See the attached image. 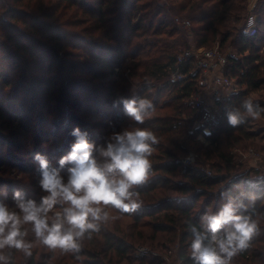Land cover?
Wrapping results in <instances>:
<instances>
[{
    "label": "trees",
    "instance_id": "trees-1",
    "mask_svg": "<svg viewBox=\"0 0 264 264\" xmlns=\"http://www.w3.org/2000/svg\"><path fill=\"white\" fill-rule=\"evenodd\" d=\"M91 1L0 0V64L6 62V68L16 70L14 74L21 71L18 79L28 86L27 90L37 83L43 99L33 98L31 112L41 126L54 119L56 127L53 132L36 136L38 147L49 144L46 156L58 161L56 169L65 181L72 165L61 168L59 157L67 155L76 142L70 127L84 129L81 132L95 146L94 156L114 133L137 127L153 130L159 143L153 146L155 151L150 157L152 173L147 185L137 189L144 203L135 213L121 215L100 234L85 240L79 254H65L59 249L53 252L35 242L29 231L28 239L35 242L33 256L26 260L22 253L7 250L14 264H164L134 259L131 251L135 245L147 242L176 240L191 249V227L206 231L202 216L206 212L216 214L230 197L248 206L247 210L239 209L238 214L251 215L260 229L251 247L233 257L231 264H264V175L260 179L249 177L248 173L237 175L236 167L240 166L234 164L229 151L254 136L245 132V124L232 127L227 119L228 113L235 110L241 115L246 113L242 103L248 93L264 92V0L255 1L252 13L256 28L249 36L240 34L248 17L247 0ZM176 20L187 21L190 27L182 28ZM24 30L37 37L26 38ZM215 44L220 49L230 46L237 54L223 70L237 90L227 100L216 101L223 110L220 124L211 127L210 135H203L208 142L203 147L195 141L203 126L196 128L194 134L189 133L190 125L199 118L191 98L202 94L200 77L188 75L176 83H171L170 77L176 70L178 55L192 46L211 48ZM53 67H57L54 72ZM191 69L189 62L180 71L185 75ZM1 76L0 96H5L3 89L10 87L12 80L5 79L4 72ZM122 98L148 99L155 110L143 124H138L126 115L119 102ZM70 108L93 122H77L70 116ZM9 109L4 110L5 115L0 110V118L23 125L15 110ZM106 120L114 125V131L107 129ZM96 129L101 130L95 134ZM55 135L60 139L53 140ZM188 148L200 157L196 164L206 165L218 158L220 165H213L210 176L199 167L183 168L181 158ZM34 149L38 150L36 146ZM16 155L21 157L20 152L14 154L5 149L0 135V202L19 211L14 190L35 194L32 187H40L41 172L40 168L24 171L17 164ZM13 167L17 176L24 173L36 178V185L28 184L26 179L7 181L4 172ZM220 191L226 194L221 197ZM25 199L37 203L41 200ZM112 215H116L115 210ZM230 230L231 225L225 226L217 235ZM207 235L211 238L212 234ZM180 258L184 264H195L194 258L183 253Z\"/></svg>",
    "mask_w": 264,
    "mask_h": 264
},
{
    "label": "clouds",
    "instance_id": "clouds-1",
    "mask_svg": "<svg viewBox=\"0 0 264 264\" xmlns=\"http://www.w3.org/2000/svg\"><path fill=\"white\" fill-rule=\"evenodd\" d=\"M119 102L126 115L138 124H143L155 110L148 99L122 98ZM242 107L248 117L259 118L264 113V108L252 99H245ZM247 118L239 110L229 112L227 117L232 127L245 124ZM71 134L76 142L59 160L61 168L72 165L66 181L58 169L50 168L48 159L37 153L34 159L41 171L40 187L47 195L37 203L14 190L19 211L0 202V264H14L7 250L22 253L26 260L31 258L35 242L53 252L59 249L65 254H79L85 240L100 234L121 215L133 214L143 206L137 189L150 180V157L155 151L153 146L159 143L155 132L137 127L114 133L105 147L97 149L98 156L93 155L95 146L80 128H74ZM225 194L219 192L221 197ZM247 207L230 197L216 214L206 212L202 216L206 231L191 227L190 247L195 264H231L233 257L251 247L260 229L251 215L238 214L239 209ZM113 210L116 215H112ZM228 225L232 230L217 235ZM29 231L35 242L28 239Z\"/></svg>",
    "mask_w": 264,
    "mask_h": 264
},
{
    "label": "rangeland",
    "instance_id": "rangeland-1",
    "mask_svg": "<svg viewBox=\"0 0 264 264\" xmlns=\"http://www.w3.org/2000/svg\"><path fill=\"white\" fill-rule=\"evenodd\" d=\"M255 1L256 0H247L248 13H249V10H251L252 12V9L255 5ZM88 2L91 3L92 1L88 0ZM76 31H78V29ZM28 32L29 31L24 30V34H25L24 36L26 38L27 37L29 38V36H31L32 38L37 37L36 35L32 33H28ZM23 42L29 44L27 40H23ZM48 46L51 47L52 45L48 43ZM228 48H230V46H228ZM226 49L227 47H224L221 50L224 52ZM232 51L234 50L232 49ZM68 61L71 63H74L76 62V59H68ZM0 68H2L0 70V77H2L1 74H3L4 72V78L7 79L10 77V79L12 80L10 87L3 89L4 90L3 94L6 97L0 96V110H2V115L6 114L4 110H10L9 108H11V110L13 111L15 110L14 112L15 115L19 117L22 123H24L23 125L17 126L16 124H13L12 122L7 121L4 118H0V135L5 140V149L10 150L14 154H17L19 152L21 153V157L16 155L17 164L21 165L24 168L23 169L24 171H29L32 168H34L35 170L40 168L39 162L34 159L37 153H39L40 155L48 159L50 168H57L58 161H53L49 156H46L47 153L45 151L46 150L49 151V147H50L49 144L38 147L39 141L36 137V136L39 137L41 132H43V136L46 131L53 132V130L56 128L53 125L55 123L53 122L54 119H49L47 126L44 127L40 125V120H38L37 117L34 115V113L31 112V109L33 107L32 106L33 98L35 100L43 99L41 98L42 97L41 94L43 92H41L40 94L41 97H40L39 92H38L39 89L36 86L37 83L34 84L33 88H31L30 91L27 90L28 86L22 85L21 80L18 79V75L21 71L17 70V73L14 74L16 70L6 68V62L4 64H0ZM56 68L57 67L55 68L53 67L52 72H54ZM13 76L15 77L12 78ZM21 76H22V73H21ZM52 77H53V74H52ZM54 81L56 80L54 79ZM224 94H225L224 91H220V90L216 91L217 97L224 96ZM215 96H212V94L211 96L207 95L204 101L206 102L207 105L212 106V109L214 108L215 112L220 115L223 113V110L219 104L214 103L215 99L217 98ZM245 99H252L254 103L258 102L259 104L264 105V92L263 91L250 92L246 95ZM37 108L39 110H42L40 106H37ZM69 110L71 112L70 116L73 117L74 120H76L77 122L78 121L79 122H85V121L90 122L91 119L86 117L80 111L76 109H71V108ZM243 116L247 118L248 114L244 113ZM91 122L93 121L91 120ZM105 122H106L108 130L110 131L115 130L114 125L111 124L109 120H106ZM219 124L220 122H218L217 120L212 124V126L217 127ZM199 127L201 126L198 123V120L196 119V121H194L190 125L189 133L194 134V130H196V128H199ZM61 129L64 132L66 130L65 125H63V128ZM69 129L73 130V128L71 127ZM80 130H84V129L80 127ZM100 130L101 129H96L94 133L96 134L97 132H100ZM245 132H248L250 135L254 136V139L248 140L246 142H242L238 146L230 149L229 151L230 156L234 159V162H235L234 164H236L237 166H240L239 169L238 167H236L238 173L237 172L235 173H237V175L240 173H245V174L248 173L249 177H252L254 179H260L264 175V114L260 115L259 118L248 117L245 123ZM28 135L32 137V139L30 137H26ZM201 135L202 133L197 137L194 136L195 141L201 144L203 147H205L208 145V142ZM59 137L60 136L55 135L53 140ZM35 146L38 148V150L34 149ZM250 149L253 150L256 153V155L260 157L258 162H255V160L252 157H247V158L243 157V155L246 154L247 151ZM188 152L194 153V151L191 150L190 148L187 149V153ZM194 154L197 156L194 163L186 167L192 166L194 169L199 167L200 170L203 169L204 171H208L211 174L212 168H214L213 165L214 166L220 165V161L218 158L212 159V163H207L206 165H203L201 163L198 165L196 164V162L199 161L200 157L196 154V152ZM5 156H7L6 153H5ZM62 157H59V158H62ZM182 159L183 158H181V160ZM65 166H68V165H65ZM252 171L255 173H252ZM4 173H5L7 181H10V182H12L13 180L21 181L22 179H26L27 180L26 182H28V184H33V185H36V183L38 182L36 181L37 180L36 178H32L30 175H26L24 173L17 176L16 174H19V173H17V169H14V167L11 169H8L7 172L5 171ZM40 178H41V173L39 177V184H40ZM10 185H12V183ZM9 188L11 189L10 186ZM32 188L34 189L36 193L31 194V195H26L24 194V192H22L24 194V198H30V197L42 198L44 195H47V193H45L41 189V187L33 186ZM3 190L4 192H6V188H3ZM145 234H146V231H145ZM149 235H150V231H149ZM142 250H144L143 253H142ZM181 253L186 255V257L188 258H193L191 254V249L186 246L179 245V241L176 240L175 243L147 242L145 245H135L131 251V256L134 259L144 258L146 262H151L152 260H155V261H161L164 264H184L180 258Z\"/></svg>",
    "mask_w": 264,
    "mask_h": 264
},
{
    "label": "built area",
    "instance_id": "built-area-1",
    "mask_svg": "<svg viewBox=\"0 0 264 264\" xmlns=\"http://www.w3.org/2000/svg\"><path fill=\"white\" fill-rule=\"evenodd\" d=\"M251 19L252 23L249 24ZM177 24L182 28L188 29L190 27L189 22L176 20ZM256 28V17L249 10L248 17L240 29V34L242 36H249L255 32ZM232 47L228 48L223 52L218 44H215L211 48H196L192 46L190 50L183 52L178 55L175 62L176 70L171 74L170 82L176 83L179 80H183L188 75L192 76L198 74L200 77V85L202 87V94L200 96L192 97V108L198 114V123L202 128L203 135H210L212 124L221 119V114H217L212 106H209L204 101L206 96H215L216 91H224V96L217 97L215 100H227L231 94L236 92L235 84L232 80L224 75L223 70L227 65L229 59H236L237 54L232 51ZM264 47L262 48V51ZM192 62V69L188 74H183L180 71L181 66L187 65ZM117 72V70L115 71ZM216 103V102H215ZM213 105V104H212ZM246 155V156H245ZM196 155L193 152H188L185 157L181 160L183 167L189 166L194 163ZM243 157H252L255 162H258L260 157L256 155L253 150H248ZM206 175L210 176V172L206 171ZM42 178V177H41ZM40 178V179H41ZM144 250H142V253Z\"/></svg>",
    "mask_w": 264,
    "mask_h": 264
},
{
    "label": "crops",
    "instance_id": "crops-1",
    "mask_svg": "<svg viewBox=\"0 0 264 264\" xmlns=\"http://www.w3.org/2000/svg\"><path fill=\"white\" fill-rule=\"evenodd\" d=\"M215 102H216V100H215ZM215 102H214V103H215ZM215 104H216V103H215Z\"/></svg>",
    "mask_w": 264,
    "mask_h": 264
}]
</instances>
